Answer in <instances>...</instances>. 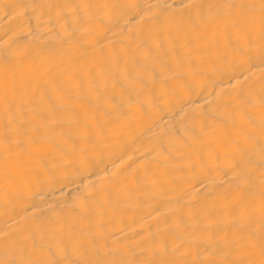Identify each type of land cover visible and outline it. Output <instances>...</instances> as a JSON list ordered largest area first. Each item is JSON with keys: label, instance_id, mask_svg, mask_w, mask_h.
<instances>
[{"label": "bare ground", "instance_id": "bare-ground-1", "mask_svg": "<svg viewBox=\"0 0 264 264\" xmlns=\"http://www.w3.org/2000/svg\"><path fill=\"white\" fill-rule=\"evenodd\" d=\"M0 264H264V0H0Z\"/></svg>", "mask_w": 264, "mask_h": 264}]
</instances>
